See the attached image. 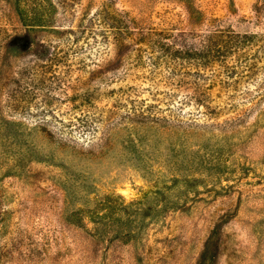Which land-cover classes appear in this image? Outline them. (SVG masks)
<instances>
[{"label": "rangeland", "instance_id": "obj_1", "mask_svg": "<svg viewBox=\"0 0 264 264\" xmlns=\"http://www.w3.org/2000/svg\"><path fill=\"white\" fill-rule=\"evenodd\" d=\"M0 264H264V0H0Z\"/></svg>", "mask_w": 264, "mask_h": 264}, {"label": "trees", "instance_id": "obj_2", "mask_svg": "<svg viewBox=\"0 0 264 264\" xmlns=\"http://www.w3.org/2000/svg\"><path fill=\"white\" fill-rule=\"evenodd\" d=\"M223 53V49L217 41V36L210 35L204 39L202 48L197 49L195 56H197V60L203 62L202 64H204V62L209 63V61H213L211 59L215 58V56L220 57ZM199 90L200 85L197 82V95H194L197 107L207 109L208 107L205 105L206 97H203L204 95H200ZM150 109V106H146V109L142 110L140 113L134 114V116L144 117L146 114H148L147 116H150Z\"/></svg>", "mask_w": 264, "mask_h": 264}]
</instances>
